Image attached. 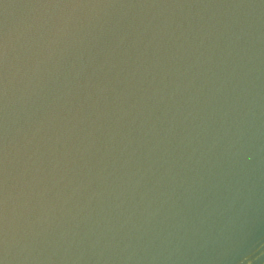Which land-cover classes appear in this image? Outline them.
<instances>
[{
    "label": "water",
    "instance_id": "95a60500",
    "mask_svg": "<svg viewBox=\"0 0 264 264\" xmlns=\"http://www.w3.org/2000/svg\"><path fill=\"white\" fill-rule=\"evenodd\" d=\"M0 264H264V0H0Z\"/></svg>",
    "mask_w": 264,
    "mask_h": 264
}]
</instances>
